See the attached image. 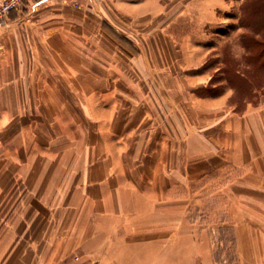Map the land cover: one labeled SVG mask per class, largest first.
<instances>
[{"label":"crops","instance_id":"0c3cea01","mask_svg":"<svg viewBox=\"0 0 264 264\" xmlns=\"http://www.w3.org/2000/svg\"><path fill=\"white\" fill-rule=\"evenodd\" d=\"M230 5L42 0L11 12L0 264H219L211 241L226 237L211 225L231 227L239 264H264V86L231 103L205 68L215 46L199 39Z\"/></svg>","mask_w":264,"mask_h":264},{"label":"rangeland","instance_id":"374dc122","mask_svg":"<svg viewBox=\"0 0 264 264\" xmlns=\"http://www.w3.org/2000/svg\"><path fill=\"white\" fill-rule=\"evenodd\" d=\"M230 2V7L221 9L218 12V19L212 24H207L205 30L199 33V39L210 46H215L211 48L205 68L214 74L216 81L223 80L224 86L232 87L230 102L242 105L246 101L255 100L257 88L262 89L264 86V47L247 37L248 42H253L248 47L245 38L242 37L245 32H251L250 27L253 23L258 22L264 26V0L248 1L249 12L246 22L249 27H243L240 22L242 0ZM230 75L232 81L228 80ZM205 226L209 227L208 224ZM214 226L215 232L212 229ZM210 229L212 234L219 235L221 231L220 235L226 237V240L220 241L212 238L211 242L215 244L216 249L214 258H217L219 264H239L231 227L223 229L219 225H211Z\"/></svg>","mask_w":264,"mask_h":264},{"label":"trees","instance_id":"16d2710c","mask_svg":"<svg viewBox=\"0 0 264 264\" xmlns=\"http://www.w3.org/2000/svg\"><path fill=\"white\" fill-rule=\"evenodd\" d=\"M248 1L249 0H242L241 2V16H240V22L241 25L243 27L248 26L249 24H247L246 22V18L248 17ZM252 2H256L259 0H251ZM251 32H245L242 37L245 38L246 41V46H251L253 44V42L255 43V41L259 42V44L261 43V45L264 47V26L258 22H255L252 24V27H250ZM247 37L251 38V40H253V42L251 43L250 41H247ZM234 76V75H233ZM230 81L233 80L232 75H230L229 79ZM251 81V80H250Z\"/></svg>","mask_w":264,"mask_h":264},{"label":"built area","instance_id":"2783aa9c","mask_svg":"<svg viewBox=\"0 0 264 264\" xmlns=\"http://www.w3.org/2000/svg\"><path fill=\"white\" fill-rule=\"evenodd\" d=\"M42 0H0V26L8 24L11 12L23 10L27 3H39Z\"/></svg>","mask_w":264,"mask_h":264}]
</instances>
